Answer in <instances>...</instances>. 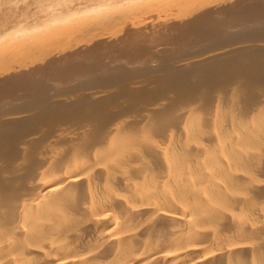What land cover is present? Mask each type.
<instances>
[{
    "label": "bare ground",
    "instance_id": "bare-ground-1",
    "mask_svg": "<svg viewBox=\"0 0 264 264\" xmlns=\"http://www.w3.org/2000/svg\"><path fill=\"white\" fill-rule=\"evenodd\" d=\"M214 8L128 82L0 104V264H264V19Z\"/></svg>",
    "mask_w": 264,
    "mask_h": 264
},
{
    "label": "rangeland",
    "instance_id": "rangeland-1",
    "mask_svg": "<svg viewBox=\"0 0 264 264\" xmlns=\"http://www.w3.org/2000/svg\"><path fill=\"white\" fill-rule=\"evenodd\" d=\"M196 8H214L216 17L232 11L238 21L264 19V0H0V104L18 108L35 94L31 88L71 91L85 77L106 89L108 74L128 82L174 50L177 25ZM194 23L192 30H200ZM238 25L224 23L222 31L246 23Z\"/></svg>",
    "mask_w": 264,
    "mask_h": 264
}]
</instances>
